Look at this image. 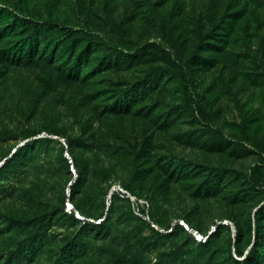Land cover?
<instances>
[{"label": "rangeland", "instance_id": "374dc122", "mask_svg": "<svg viewBox=\"0 0 264 264\" xmlns=\"http://www.w3.org/2000/svg\"><path fill=\"white\" fill-rule=\"evenodd\" d=\"M0 264H264V0H0Z\"/></svg>", "mask_w": 264, "mask_h": 264}, {"label": "built area", "instance_id": "2783aa9c", "mask_svg": "<svg viewBox=\"0 0 264 264\" xmlns=\"http://www.w3.org/2000/svg\"><path fill=\"white\" fill-rule=\"evenodd\" d=\"M115 191H122L127 197H129L134 205L135 208V212L142 217L143 219L146 220L147 223H149L152 227L156 228V229H162L160 224L153 218V216L151 215V211H150V203L148 202V200L146 199H141L136 195H133L129 190L124 189L122 186L118 185V184H114L111 188V193H114ZM71 204L68 203V207ZM73 206H71L69 208V210L72 209ZM179 223L181 225H183L184 227H186L188 230H190L194 236L196 237V239L199 242H206L208 237H209V233L205 234L203 232H200L198 229H195L193 227H189V224L184 220V219H179L176 221V223ZM212 232V231H211Z\"/></svg>", "mask_w": 264, "mask_h": 264}, {"label": "trees", "instance_id": "16d2710c", "mask_svg": "<svg viewBox=\"0 0 264 264\" xmlns=\"http://www.w3.org/2000/svg\"><path fill=\"white\" fill-rule=\"evenodd\" d=\"M72 208H74V207H72ZM151 215H152L153 218L157 221V219H156V217L154 216V213L152 212V210H151ZM105 218H106V216L103 217V218H100L98 223H99V224L102 223V221L105 220ZM182 219H184V220L186 221L185 218H182ZM220 225H222V223H218V224L216 225V229H215L214 231H212L211 233H209V237H208V239H207L206 242H200V243H207V242L210 240L211 236L217 231V228H218V226H220ZM175 226L183 227V225L179 224L178 222L175 224ZM153 228H154V227H153ZM239 253L242 254L241 251H239Z\"/></svg>", "mask_w": 264, "mask_h": 264}, {"label": "water", "instance_id": "95a60500", "mask_svg": "<svg viewBox=\"0 0 264 264\" xmlns=\"http://www.w3.org/2000/svg\"><path fill=\"white\" fill-rule=\"evenodd\" d=\"M79 215V214H78ZM79 217H81L80 215H79ZM82 218V217H81Z\"/></svg>", "mask_w": 264, "mask_h": 264}]
</instances>
